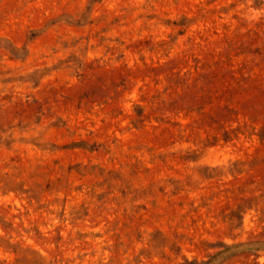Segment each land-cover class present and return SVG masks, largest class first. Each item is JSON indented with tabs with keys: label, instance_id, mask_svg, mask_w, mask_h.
<instances>
[{
	"label": "rangeland",
	"instance_id": "374dc122",
	"mask_svg": "<svg viewBox=\"0 0 264 264\" xmlns=\"http://www.w3.org/2000/svg\"><path fill=\"white\" fill-rule=\"evenodd\" d=\"M0 264H264V0H0Z\"/></svg>",
	"mask_w": 264,
	"mask_h": 264
}]
</instances>
